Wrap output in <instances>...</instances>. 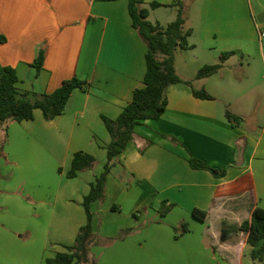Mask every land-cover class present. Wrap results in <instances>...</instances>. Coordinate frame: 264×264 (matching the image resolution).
I'll return each mask as SVG.
<instances>
[{
  "label": "crops",
  "instance_id": "crops-1",
  "mask_svg": "<svg viewBox=\"0 0 264 264\" xmlns=\"http://www.w3.org/2000/svg\"><path fill=\"white\" fill-rule=\"evenodd\" d=\"M151 2L165 5L150 10L152 23L166 26L176 20L179 8L169 6L175 0H145L144 6L149 8ZM182 2L184 28L193 30L189 42L195 47L176 51L177 74L216 99L195 98L183 83L169 87L166 112L138 125L134 139L117 158L105 202L92 204L93 226L98 214L110 209L133 222L140 217L137 213L148 212L158 193L159 202L176 204L163 216L174 221L147 227L143 242L129 245L131 256L143 250L147 257L155 245L165 251L160 257L178 260L192 257L198 247L211 251L210 246L211 263L259 264L251 258L253 248L245 232L230 233L225 241L221 237L223 226L239 228L257 207L264 208V0H255L256 6L252 0ZM0 36L6 38L0 42V62L16 70L21 92L52 93L74 76L91 82L87 91H74L63 114L46 120L37 109L34 119L13 122L6 135L0 134L6 138L0 160V264H33L19 248L25 232L41 234L35 264H46L47 258L66 252L65 246L75 243L87 223L84 197L104 170L105 147L111 141L102 116L116 119L135 89L144 86L147 46L133 27L129 0H0ZM256 45L259 55L251 51ZM41 47L45 60L37 74L33 63ZM179 50L191 53V65L198 71L220 63L223 52L237 53L216 74L197 79V74H179ZM254 54L258 64H244V55ZM227 108L241 117L239 125L228 120ZM148 140L153 144L146 146ZM79 151L93 155L98 164L68 178ZM191 156L225 169V176L191 168ZM33 202L51 217L47 227L24 223L26 212H37ZM195 208L207 212L204 221L193 216ZM183 220L190 222L189 232L175 235L174 228ZM198 223L203 226L195 234Z\"/></svg>",
  "mask_w": 264,
  "mask_h": 264
},
{
  "label": "trees",
  "instance_id": "trees-1",
  "mask_svg": "<svg viewBox=\"0 0 264 264\" xmlns=\"http://www.w3.org/2000/svg\"><path fill=\"white\" fill-rule=\"evenodd\" d=\"M145 0H129V12L132 18L133 27L137 30L140 38L147 46L146 64L147 70L144 76V86L136 88L131 102H129L116 119L102 116L104 124L111 136V141L105 149L107 150V162L104 170L91 184L90 192L84 197L83 206L87 214V223L79 229L75 243L65 246L66 252H58L52 258L46 259V264H92V246L94 240V226L92 204L103 202L107 193L108 176L117 162V158L127 149L129 143L134 139L135 129L138 125L144 124L147 120H158L166 112L168 106V89L171 85L183 83L191 88L195 98L202 100H215L205 88L196 89L192 81L183 80L176 71L175 57L178 49L188 50L195 46L189 42L193 30H185L186 22L184 16V4L182 0H175L172 5L178 6V16L176 20L166 26L159 22L152 23L148 20L151 9L163 7L159 2H151L149 8L145 7ZM6 38L0 36V42H5ZM236 51L223 52L220 56V63L204 65L196 75L197 79H203L216 74L223 63ZM45 60V50L41 47L38 57L33 66L37 69V74L41 71ZM17 72L13 67L3 66L0 62V134L6 135L9 126L13 122L32 120L35 110L40 109L46 120H52L65 112L67 104L76 89L87 91L91 82L83 80L78 76L67 79L52 93L31 94L21 92L17 88ZM228 120L233 126L239 125L241 117L233 114L229 110L226 112ZM170 137L174 142H178L175 137ZM6 138L0 136V160L4 158ZM148 140L146 146L152 145ZM145 148L141 149L144 151ZM189 165L193 169L210 171L216 177H223L225 169L218 170L205 161L195 157H189ZM98 164L97 159L85 152L74 153L71 169L67 173L68 178H76L79 173L94 170ZM62 173V168L59 169ZM0 171V181H1ZM2 190L0 188V195ZM163 213L167 215L176 204H168L163 201ZM1 208V207H0ZM115 209V206H113ZM193 216L204 221L207 212L199 208L193 210ZM184 234L189 232L187 224H183ZM178 227H176L177 230ZM243 231L247 234V242L253 248L251 258L253 261L264 264V208L257 207L252 216L245 220L239 228H227L223 226V241L227 240L230 233Z\"/></svg>",
  "mask_w": 264,
  "mask_h": 264
},
{
  "label": "rangeland",
  "instance_id": "rangeland-1",
  "mask_svg": "<svg viewBox=\"0 0 264 264\" xmlns=\"http://www.w3.org/2000/svg\"><path fill=\"white\" fill-rule=\"evenodd\" d=\"M183 1H189V0H183ZM252 3L254 6H256L255 0H252ZM256 9V8H255ZM186 11V9H184ZM264 38V37H263ZM258 45L254 46V48L251 50L253 53H258ZM178 72L180 75L184 77H190L194 78L195 75L198 73L197 69L192 67L191 53L179 50L178 53ZM245 59L243 60L244 64H246L248 61L252 64H258L255 61V54L250 57L248 55H244ZM239 58H242V55L239 56ZM257 59V58H256ZM191 60V61H190ZM205 61L201 59V62ZM258 61H261V57L258 56ZM198 65V64H196ZM243 72L240 71H233V74H237L238 76H241ZM197 89V88H196ZM201 89V88H200ZM219 102V101H218ZM221 105L222 103H218ZM223 107V104H222ZM229 110L228 108L226 109ZM230 111V110H229ZM1 171V170H0ZM2 175V174H1ZM55 188L58 187V184H54ZM51 187V186H50ZM1 188V184H0ZM2 193L4 192L1 188ZM1 193V194H2ZM158 193H156V197L152 200V203L150 204V209L148 212L141 211L140 214L137 213L140 217H136L135 220L132 222L130 218H127L125 215H122L118 211H107V212H101L98 214V218L94 222V240H93V246L91 249L92 252V264H216L211 263L209 261V254L211 253L212 249L209 246V249L211 251H207L203 249L202 247H198V251L194 253L192 257L184 256L183 258H179L178 260H172L167 258L160 257L161 253H165L163 251V248H160V246L152 245L148 251V256L146 257L144 255L143 250L142 255H138L136 257L131 256L129 252V245L138 242H143V231L147 227H155L157 225H172V219L166 220L163 215V205L161 201L159 202L157 199H159ZM105 202H101L102 204ZM34 204L33 209H35L37 212H35L34 216L29 215L27 212L25 213L24 223H29L30 226H37L40 228H43L44 226H48V222L51 219L50 216H47L44 212V209H42L41 205L38 203H31ZM39 205V206H37ZM0 211L3 209L0 204ZM31 212V211H29ZM56 220H59V217L56 218ZM184 222L177 224V230L174 228V234L175 235H181L183 231V224H187L189 226L190 222L187 220H183ZM198 227L194 225V231L195 234H197L198 231L201 230L203 224L198 223ZM120 226V228H119ZM20 236V235H18ZM41 234L39 233V237H37L35 234H31L28 232H25L23 236L21 235L19 238H21L22 243L20 245V249L24 250V253L28 254L29 256H25V260H29L33 264H35V257L38 255L39 252V243L41 242ZM33 238V242L30 241ZM37 240V243H36ZM126 243H123L125 242ZM207 241H211L210 237H207ZM205 246V245H204ZM134 247V246H133ZM132 247V248H133ZM139 248V247H138ZM205 248L207 249L208 246ZM198 252V253H197ZM197 253V255H196ZM225 264V263H224Z\"/></svg>",
  "mask_w": 264,
  "mask_h": 264
},
{
  "label": "built area",
  "instance_id": "built-area-1",
  "mask_svg": "<svg viewBox=\"0 0 264 264\" xmlns=\"http://www.w3.org/2000/svg\"><path fill=\"white\" fill-rule=\"evenodd\" d=\"M260 37H264V31H260Z\"/></svg>",
  "mask_w": 264,
  "mask_h": 264
},
{
  "label": "clouds",
  "instance_id": "clouds-1",
  "mask_svg": "<svg viewBox=\"0 0 264 264\" xmlns=\"http://www.w3.org/2000/svg\"><path fill=\"white\" fill-rule=\"evenodd\" d=\"M241 247H243V244H241Z\"/></svg>",
  "mask_w": 264,
  "mask_h": 264
}]
</instances>
